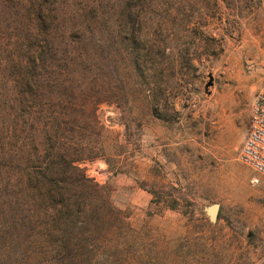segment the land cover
Here are the masks:
<instances>
[{"label":"rangeland","instance_id":"obj_1","mask_svg":"<svg viewBox=\"0 0 264 264\" xmlns=\"http://www.w3.org/2000/svg\"><path fill=\"white\" fill-rule=\"evenodd\" d=\"M141 1L154 51L139 75L125 43L108 40L119 49L116 68L105 67L118 98L97 105L105 157L81 167L134 228L169 240L172 262L264 264V184L238 160L264 82V0ZM152 191L165 203L179 196V208L152 203Z\"/></svg>","mask_w":264,"mask_h":264},{"label":"trees","instance_id":"obj_2","mask_svg":"<svg viewBox=\"0 0 264 264\" xmlns=\"http://www.w3.org/2000/svg\"><path fill=\"white\" fill-rule=\"evenodd\" d=\"M142 3L0 0V264H178L169 240L134 228L81 167L105 157L97 105L118 98L112 46L125 43L139 75L154 51Z\"/></svg>","mask_w":264,"mask_h":264},{"label":"built area","instance_id":"obj_3","mask_svg":"<svg viewBox=\"0 0 264 264\" xmlns=\"http://www.w3.org/2000/svg\"><path fill=\"white\" fill-rule=\"evenodd\" d=\"M238 160L253 171L250 178L253 186L264 184V82L252 104L250 124Z\"/></svg>","mask_w":264,"mask_h":264},{"label":"water","instance_id":"obj_4","mask_svg":"<svg viewBox=\"0 0 264 264\" xmlns=\"http://www.w3.org/2000/svg\"><path fill=\"white\" fill-rule=\"evenodd\" d=\"M212 84V80L209 82L208 86ZM220 204L219 203H214L212 205H209L206 207V211L210 217V220L212 222H216L219 218V213H220Z\"/></svg>","mask_w":264,"mask_h":264}]
</instances>
